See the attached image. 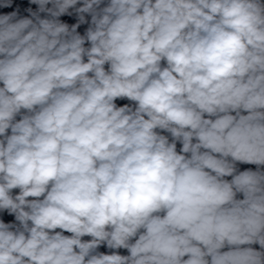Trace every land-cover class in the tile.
<instances>
[{"label": "clouds", "instance_id": "9594fccd", "mask_svg": "<svg viewBox=\"0 0 264 264\" xmlns=\"http://www.w3.org/2000/svg\"><path fill=\"white\" fill-rule=\"evenodd\" d=\"M0 264H264V0H0Z\"/></svg>", "mask_w": 264, "mask_h": 264}]
</instances>
